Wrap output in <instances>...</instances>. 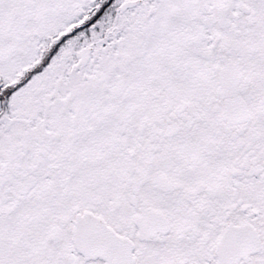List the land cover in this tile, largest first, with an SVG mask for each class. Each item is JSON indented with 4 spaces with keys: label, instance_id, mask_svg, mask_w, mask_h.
<instances>
[{
    "label": "snow or ice",
    "instance_id": "snow-or-ice-1",
    "mask_svg": "<svg viewBox=\"0 0 264 264\" xmlns=\"http://www.w3.org/2000/svg\"><path fill=\"white\" fill-rule=\"evenodd\" d=\"M0 264H264V0H0Z\"/></svg>",
    "mask_w": 264,
    "mask_h": 264
}]
</instances>
